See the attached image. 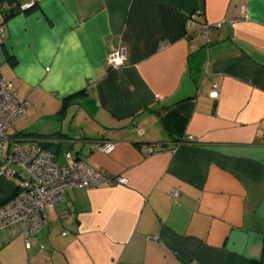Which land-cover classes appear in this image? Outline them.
<instances>
[{
  "label": "crops",
  "instance_id": "obj_1",
  "mask_svg": "<svg viewBox=\"0 0 264 264\" xmlns=\"http://www.w3.org/2000/svg\"><path fill=\"white\" fill-rule=\"evenodd\" d=\"M204 21H223L208 41ZM120 47L125 63L109 66ZM0 76L30 101L10 135L57 137L60 162L86 156L107 178L0 244V264L264 257V0H39L4 20ZM17 182L0 176V203Z\"/></svg>",
  "mask_w": 264,
  "mask_h": 264
},
{
  "label": "built area",
  "instance_id": "obj_2",
  "mask_svg": "<svg viewBox=\"0 0 264 264\" xmlns=\"http://www.w3.org/2000/svg\"><path fill=\"white\" fill-rule=\"evenodd\" d=\"M37 1L39 0L21 3L19 9L26 10ZM6 7V3L0 2V37H3L2 9ZM246 11L244 7L241 18L246 17ZM236 21L230 19L228 23L234 26ZM222 23L223 21L202 23L206 41L211 29L220 27ZM106 59L109 66H120L127 59L126 49L120 47L110 50ZM210 93L216 96V84L212 86ZM29 104L27 98L15 91L11 81L0 76V176L18 177L14 193L0 203V244H5L18 234L24 235L26 239L35 235L45 221L48 208H56L66 191L77 187L100 186L107 179L89 163L86 156L66 151L64 162H60L57 154L46 146L56 143L57 138L10 135L12 123L26 113ZM160 147L161 145L143 144L141 151L150 154ZM97 148L105 154L111 153L115 148V142L107 138L105 129ZM115 180L125 182L121 177ZM170 195L175 197L177 192L173 190ZM65 233L64 231L63 234Z\"/></svg>",
  "mask_w": 264,
  "mask_h": 264
},
{
  "label": "trees",
  "instance_id": "obj_3",
  "mask_svg": "<svg viewBox=\"0 0 264 264\" xmlns=\"http://www.w3.org/2000/svg\"><path fill=\"white\" fill-rule=\"evenodd\" d=\"M15 1L16 0H0V2H2V3L4 2L7 4V7L5 9H2L4 20L9 18L11 15H13L16 12V9H19V5H14ZM36 137H38V136H36ZM52 137H54V136H52ZM54 138H57V137H54ZM49 145H52V143H49L46 146L49 147ZM249 264H264V257H262V259H260V260H251Z\"/></svg>",
  "mask_w": 264,
  "mask_h": 264
},
{
  "label": "rangeland",
  "instance_id": "obj_4",
  "mask_svg": "<svg viewBox=\"0 0 264 264\" xmlns=\"http://www.w3.org/2000/svg\"><path fill=\"white\" fill-rule=\"evenodd\" d=\"M60 160L62 161L63 159L61 158Z\"/></svg>",
  "mask_w": 264,
  "mask_h": 264
}]
</instances>
